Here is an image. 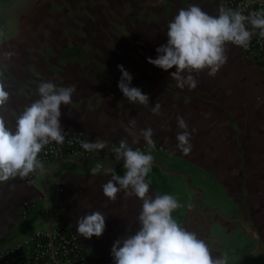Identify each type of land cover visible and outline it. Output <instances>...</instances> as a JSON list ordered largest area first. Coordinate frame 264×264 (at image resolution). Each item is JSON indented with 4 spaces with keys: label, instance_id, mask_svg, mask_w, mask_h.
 Here are the masks:
<instances>
[{
    "label": "crops",
    "instance_id": "0c3cea01",
    "mask_svg": "<svg viewBox=\"0 0 264 264\" xmlns=\"http://www.w3.org/2000/svg\"><path fill=\"white\" fill-rule=\"evenodd\" d=\"M193 4L202 8L209 7L217 12L219 0H0V18L4 19L3 23L36 26L42 23L54 24V16L63 17L69 10L84 5L99 7L104 11L108 8L122 10L127 6L133 22L138 24L139 21L149 23L156 8L162 12L172 8L179 11ZM58 8L60 10L54 12ZM142 12H145L147 21L143 20L146 16H143ZM12 32H3L0 36V81L10 93L5 108L0 111L6 113L9 126L14 127L15 115L39 98L37 92L39 83L50 81L58 88L75 86L72 103L61 105L62 130L79 133L87 141L94 142L99 138L108 142L104 150L92 153L105 154L112 145L118 144L125 137L133 148L145 143L141 138L139 144H132V138L124 131L129 121L133 119L136 121L137 131L149 127L147 123L141 122L142 120L147 122L148 117H144L138 104L129 103L123 96L118 88L120 77L113 75L115 70L113 72V69L108 70L103 65L87 63L86 52L83 50L80 52L84 58H78V53L72 54L64 49L65 47L55 52L53 31H42L37 27L27 31L18 30L16 27ZM66 47L80 48L70 45ZM9 53L11 55H7ZM250 65L258 75L259 94L253 97V101L251 97L244 98L241 128L246 135L264 137V55L259 64ZM150 105H154L153 97ZM150 127L153 129L154 125ZM232 128L235 130L234 125ZM151 155L154 158L153 165L146 182L149 183V194L155 196L158 194L155 184H166L164 174L178 178L183 176L177 170L164 171L163 168L166 166L162 161L156 159L155 154ZM166 155L182 159L170 152H166ZM96 164L71 159L53 161L43 164L42 170L32 174L28 185L24 183L25 179L19 178L0 183V244L10 243L29 230L47 228L50 208L56 207L60 221L78 237L85 264H114L111 248L118 239L134 235L139 230L137 217L142 201L134 196H126L123 191L117 194L115 201L108 200L103 195L102 185L111 177L105 170L114 168L116 173L122 176L123 165L99 163L102 170L93 176L90 169ZM210 176L221 186L227 199L241 205L243 203L244 208L241 206L243 213L248 211L245 205L250 194L245 186L238 193L242 199L238 201L232 198L234 195L231 193L232 190L228 191L219 178L212 174ZM191 193L194 195V204L203 197L196 187H191ZM24 202L30 206L24 209L22 206ZM97 210L104 213L106 218V228L102 236H94L91 239L79 236L76 231L77 220ZM177 222L204 239L213 255H218L216 253L218 246L212 241L211 231L213 228L219 229V226L214 227L210 222L207 223L198 217L196 209L192 206L185 208Z\"/></svg>",
    "mask_w": 264,
    "mask_h": 264
},
{
    "label": "rangeland",
    "instance_id": "374dc122",
    "mask_svg": "<svg viewBox=\"0 0 264 264\" xmlns=\"http://www.w3.org/2000/svg\"><path fill=\"white\" fill-rule=\"evenodd\" d=\"M172 9L162 12L156 8L153 17L149 14V23L139 21L138 24L133 22L127 6L122 10L104 11L84 5L69 10L63 17L54 16V24L36 26L3 23L4 19L0 18V36L3 32L13 33L16 27L27 31L37 27L54 32L55 52L65 47L72 54L78 53V58H84L80 52L83 50L87 63L113 69V75L120 78L118 65H122L132 76L131 86L149 96V105L151 97L154 98L152 107L157 102L161 105V114L154 115L151 105L138 104L144 117H148L147 122H141L149 127L154 125L156 150L146 147L144 152L155 154L166 166L164 171L177 170L183 176L164 174L166 184H155L158 194L171 195L181 205L173 217L178 220L185 208L192 206L198 217L220 227L212 229V241L218 246L216 253L227 254L228 264H264V137L246 135L241 128L244 98L251 97L253 101L259 94L257 72L228 44L227 62L214 77L207 70L193 73L198 81L195 89L177 87V82L171 79L175 67L164 71L147 62L148 58L155 59L156 49L167 43V25L178 14L177 9ZM202 10L217 14L209 7ZM142 14L146 16L145 12ZM178 116L185 120L190 133L191 151L187 155L177 148L176 136L183 131L177 125ZM166 152L182 159L168 156ZM210 174L219 178L228 191L232 190L235 200H242L238 193L245 186L250 194L245 205L248 211L243 213V203L227 199ZM191 187L203 195L195 204Z\"/></svg>",
    "mask_w": 264,
    "mask_h": 264
},
{
    "label": "clouds",
    "instance_id": "9594fccd",
    "mask_svg": "<svg viewBox=\"0 0 264 264\" xmlns=\"http://www.w3.org/2000/svg\"><path fill=\"white\" fill-rule=\"evenodd\" d=\"M264 38V8L245 14L243 8L226 7L221 0L216 15H210L198 5L181 8L167 25V43L156 49L155 59L147 62L164 71L175 67L171 79L177 87L193 90L198 81L193 73L207 70L214 77L227 62L226 45L248 48L254 35ZM7 55H11L10 53ZM121 78L118 88L131 104L149 105V96L132 87V76L118 65ZM39 98L26 105L15 115L14 127L9 126L6 113L0 111V183L19 178L24 180L43 169L38 159L42 150L51 143L62 144L65 140L60 124L61 105H70L75 86L57 87L54 83L38 85ZM10 97L5 84L0 81V109H4ZM159 102L151 111L161 114ZM177 125L183 131L176 136L177 148L185 155L191 151L190 133L185 120L178 116ZM124 131L132 144L144 142L155 147L151 127L136 130V121L130 120ZM108 142L97 138L84 140L81 148L86 152H99ZM117 160L123 161L124 174L114 168L106 169L111 178L102 185L103 195L115 201L123 191L128 197L142 201L137 221L139 230L134 235L118 239L111 248L114 264H228L227 254L213 255L208 243L195 232L182 227L173 217L181 205L171 195L149 194L146 177L153 165V156L130 146L127 137L111 149ZM102 170L97 163L90 169L95 176ZM106 228V218L101 211H92L77 220L76 231L85 239L100 237Z\"/></svg>",
    "mask_w": 264,
    "mask_h": 264
},
{
    "label": "built area",
    "instance_id": "2783aa9c",
    "mask_svg": "<svg viewBox=\"0 0 264 264\" xmlns=\"http://www.w3.org/2000/svg\"><path fill=\"white\" fill-rule=\"evenodd\" d=\"M221 0H219V5ZM226 7L233 9L243 8L245 14L250 11H258L264 8V0H223ZM241 57L248 63L259 64L264 55V38H260L258 32L253 36L248 48H240L233 45ZM65 140L62 144L51 143L40 153L38 159L43 164L61 162L64 160H80L91 163H112L123 165L122 160H117L110 149L102 155L86 152L81 148L84 138L73 131H63ZM117 145L118 144H114ZM149 147L142 145L136 148L145 150ZM135 149V148H134ZM31 175L24 180L28 185ZM24 209L30 204L24 202ZM49 225L44 229L29 230L19 235L14 241L0 246V264H85L83 249L78 237L60 221L56 207L49 211Z\"/></svg>",
    "mask_w": 264,
    "mask_h": 264
}]
</instances>
